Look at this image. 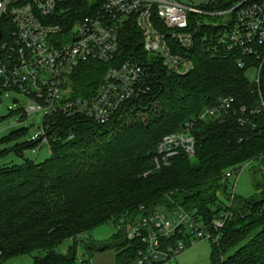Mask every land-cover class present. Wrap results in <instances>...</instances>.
Instances as JSON below:
<instances>
[{"label":"trees","instance_id":"obj_1","mask_svg":"<svg viewBox=\"0 0 264 264\" xmlns=\"http://www.w3.org/2000/svg\"><path fill=\"white\" fill-rule=\"evenodd\" d=\"M204 33L196 37L191 51L195 67L189 74L170 73L160 62L152 65L146 108L127 105L103 125L59 116L61 138L50 143L47 158L0 163V264L33 252L39 254L32 264H78L77 245L87 253L114 250L116 264H136L142 242L127 237L129 223L158 206H179L210 218V207L230 194L225 172L252 161L258 162L262 181H255L257 192L251 197L235 195L228 208L232 215L220 242H212L211 256L212 264H264V110L256 112L261 99L264 103V57L245 59L261 66L257 84L248 76L250 66L240 68L234 55H212ZM135 49L140 52V44ZM104 70L97 63L79 66L71 78L74 96L90 95ZM221 98H233L234 111L221 120L195 122L194 156L182 152L155 169V148L162 138ZM70 132L74 138L66 140ZM23 134L24 128H18L4 139L16 141ZM35 146L30 140L15 142L0 151V158ZM236 220L243 223L235 225ZM108 221L117 230L105 241L95 245L79 239ZM65 240L71 244L61 254L56 247ZM229 249L233 252L225 257Z\"/></svg>","mask_w":264,"mask_h":264},{"label":"built area","instance_id":"obj_2","mask_svg":"<svg viewBox=\"0 0 264 264\" xmlns=\"http://www.w3.org/2000/svg\"><path fill=\"white\" fill-rule=\"evenodd\" d=\"M202 29L212 55H234L240 68L254 70L251 80L259 83L261 66L245 59L264 57V0H0V105L10 101L19 106L10 94L20 95L26 104L18 108L21 118L43 114L30 138L39 146L61 138L59 116L107 124L127 105L146 108L152 65L160 62L178 76L192 72L191 51ZM139 44L140 52L135 49ZM90 63L105 66L103 76L90 95L74 96L71 78L79 66ZM234 104L233 98H221L166 134L155 148V169L179 153L194 156L195 122L221 120ZM7 110L13 113L10 106ZM262 110L261 99L256 112ZM72 138L73 132L65 137ZM245 166L228 169L225 178ZM229 193L227 202L220 196L210 207V218L179 206H158L136 217L126 228L128 238L142 242L136 264H167L200 239L219 243L232 215L228 208L235 199L234 185Z\"/></svg>","mask_w":264,"mask_h":264},{"label":"rangeland","instance_id":"obj_3","mask_svg":"<svg viewBox=\"0 0 264 264\" xmlns=\"http://www.w3.org/2000/svg\"><path fill=\"white\" fill-rule=\"evenodd\" d=\"M195 3H199L201 0H192ZM254 75V70L248 71V76L251 78ZM12 98L18 99L20 101L19 106H14L10 101L6 104L2 103L0 105V151L12 148L15 142H23L30 140L31 136L34 135L42 125L44 121V116L42 113L31 115L28 118H21L18 112V108L26 107L24 103V98L20 95H12ZM7 106H10L13 110L12 114H8ZM33 124V125H32ZM18 128H24V134L22 137L17 138L16 141L4 139L11 131ZM50 153V147L47 144L41 146H35L28 148L22 152V155H17L14 152H9L5 157L0 158V163L4 162L8 165H20L25 162V160H31L34 162H40L47 158ZM245 164V163H244ZM259 164L257 161H252L246 163V166L242 171H238L231 177V185H234L235 192L237 195L247 198L251 197L257 192L255 181H262V175L258 171ZM232 169V168H231ZM230 170V169H229ZM221 199L227 202L228 196H222ZM234 203V201H232ZM235 225H241L243 221L235 222ZM117 227L114 223L108 221L105 222L94 229L85 233V235L80 236L79 239L84 240L87 244H98L101 241L108 239L111 234H114ZM81 241V242H82ZM71 244L70 240H65L59 243L56 247V251L61 254L67 253L69 246ZM213 249V244L210 239H200L191 246H188L184 252L172 259L167 264H212L211 252ZM84 245L76 246V263L78 264H116L115 257L116 251L105 250L102 252L91 251L87 253ZM233 250H226L223 255L226 257L227 254L232 253ZM39 254L38 252H33L32 254H24L17 257L7 259L2 264H32L33 256ZM222 255V254H221ZM84 261V263H83ZM215 263V262H214ZM216 264V263H215Z\"/></svg>","mask_w":264,"mask_h":264}]
</instances>
